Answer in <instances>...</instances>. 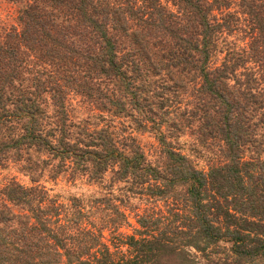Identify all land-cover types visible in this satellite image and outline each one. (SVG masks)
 I'll list each match as a JSON object with an SVG mask.
<instances>
[{"label": "trees", "instance_id": "16d2710c", "mask_svg": "<svg viewBox=\"0 0 264 264\" xmlns=\"http://www.w3.org/2000/svg\"><path fill=\"white\" fill-rule=\"evenodd\" d=\"M9 1L0 264H264V0Z\"/></svg>", "mask_w": 264, "mask_h": 264}, {"label": "rangeland", "instance_id": "374dc122", "mask_svg": "<svg viewBox=\"0 0 264 264\" xmlns=\"http://www.w3.org/2000/svg\"><path fill=\"white\" fill-rule=\"evenodd\" d=\"M168 3V0H163ZM18 15V5L9 0H0V26H10L16 23ZM69 104L71 107V115L73 118L84 117V103L80 101V97L76 95H71L69 98ZM138 140L145 149H149V146L155 144L157 141L155 137L151 134H137ZM187 139V136H183ZM197 166L199 168L206 169V162L203 159H197ZM16 179L24 185H30V178L25 175V172L21 170L20 164L16 162H10L5 164V166H0V187L7 183L9 180ZM42 183L48 189L50 195H54L60 201H69L73 196H78L82 198H92L99 194V186L97 184H88L83 178H73L69 171H64L58 173L55 177H50L46 173L41 178ZM137 205L143 207L144 204L138 199L133 201ZM132 215V214H131ZM131 222L135 224L133 218ZM128 228V227H127ZM127 230V229H125ZM129 231V228H128ZM221 247L228 246L227 244L221 242ZM217 253L216 257H222L224 255V249ZM203 261V258L198 257Z\"/></svg>", "mask_w": 264, "mask_h": 264}]
</instances>
